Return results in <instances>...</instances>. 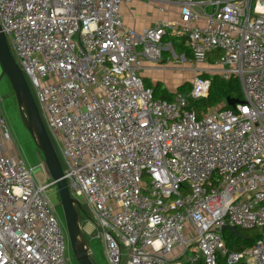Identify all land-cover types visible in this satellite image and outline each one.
I'll list each match as a JSON object with an SVG mask.
<instances>
[{
    "label": "built area",
    "instance_id": "obj_1",
    "mask_svg": "<svg viewBox=\"0 0 264 264\" xmlns=\"http://www.w3.org/2000/svg\"><path fill=\"white\" fill-rule=\"evenodd\" d=\"M126 1L0 0L70 196L84 197L109 264H264V0H147L177 5L178 20L141 32L122 22ZM166 33L185 36L194 63L172 100L137 73ZM214 75L237 79L241 102L198 117L191 102ZM51 185L16 154L0 104V264H69ZM224 225L258 237L230 250Z\"/></svg>",
    "mask_w": 264,
    "mask_h": 264
},
{
    "label": "water",
    "instance_id": "obj_2",
    "mask_svg": "<svg viewBox=\"0 0 264 264\" xmlns=\"http://www.w3.org/2000/svg\"><path fill=\"white\" fill-rule=\"evenodd\" d=\"M0 69L5 75L14 93L20 116L32 136L37 148L43 157V165L47 177L56 186L59 202L62 207L64 225L66 229L69 247L80 264H96L89 253L84 235L79 225L78 203L69 194L66 180L63 178L62 167L57 156L56 149L51 141L49 133L43 123L38 106L30 91L26 78L13 57L8 41L0 28ZM238 99L227 98L226 105L233 107ZM228 230L236 237L243 234L234 226L224 225L220 231ZM200 264V263H196Z\"/></svg>",
    "mask_w": 264,
    "mask_h": 264
},
{
    "label": "crops",
    "instance_id": "obj_3",
    "mask_svg": "<svg viewBox=\"0 0 264 264\" xmlns=\"http://www.w3.org/2000/svg\"><path fill=\"white\" fill-rule=\"evenodd\" d=\"M121 8L123 9L121 14L123 24L133 27L137 32H141L147 27H153L156 23L173 22L178 20L179 8L177 5L171 3H152L147 0H129L123 2L120 9ZM162 42L164 47L168 48L162 50L161 58L159 60L153 61L144 57L143 55H139V68L137 69V73L142 78L143 82H146L151 86L155 85L156 83H160L163 88H165L166 91L171 94V99H173L176 93H180V91L177 90V87L184 83H188V81L182 79V76L178 73V66L174 64H178L177 62L181 63V61H183L181 59L182 55L184 56V60H188L190 62L192 60L190 59L189 54H177L173 46V43L180 44L181 42H183V45L186 46L185 36L176 37L166 33L163 36ZM169 54L174 55L175 63L169 62ZM177 59L179 61H177ZM192 72L193 76V69ZM13 137L14 136L12 135L14 150L16 154L23 157L19 145ZM79 225L90 253V241L94 240V237H100H98L97 231L95 233L93 221L87 218H82L79 219Z\"/></svg>",
    "mask_w": 264,
    "mask_h": 264
},
{
    "label": "rangeland",
    "instance_id": "obj_4",
    "mask_svg": "<svg viewBox=\"0 0 264 264\" xmlns=\"http://www.w3.org/2000/svg\"><path fill=\"white\" fill-rule=\"evenodd\" d=\"M122 8L120 9V14H122ZM10 50L13 54V50L11 48V45L9 43ZM169 62L173 63L175 61V57L173 54H169ZM175 63V62H174ZM178 64H174L178 66V73L182 76V79L185 81H188L186 87L180 90V93L183 95H187L189 89H190V82L192 79V69H194V63L188 60H183L181 63L177 62ZM172 65V64H171ZM180 66V67H179ZM26 81L30 87V91L35 99L34 96V90L31 88L29 84V80L26 77ZM0 104L2 107V110L5 114V117L7 119L11 135H13L14 140L19 145L20 151L22 152L23 158L26 161L28 165L33 167V172L38 179L39 182H45L48 181L49 178L46 176V170L43 169L41 164L43 165V157L40 152V150L37 148L32 136L30 135L28 129L25 127V124L20 116L17 103L15 100L14 93L11 89V86L6 78L5 75H2L1 69H0ZM55 147V145H54ZM57 156L59 160L62 162L63 165V159L61 152L55 147ZM48 199L51 203V205L54 208V213L58 217V219L63 223L64 225V217H63V212H62V207L59 202V195L56 189L55 185H51L48 188L47 191ZM75 200L78 203V217L79 219L82 218H87L91 221H93L92 218V212L89 210V206L84 200V197L82 195H75L74 196ZM65 226V225H64ZM238 230L242 233H246L250 238H254L256 235V231L254 229L252 230H243L239 229ZM95 233H96V228H95ZM89 248H90V255L94 259L96 264H109L106 256H105V251H104V246L102 243V240L100 238H95L94 240L90 241L89 243ZM189 255L193 254L192 250H189L188 253ZM67 255H68V263L69 264H80L76 261L70 247L68 244V250H67Z\"/></svg>",
    "mask_w": 264,
    "mask_h": 264
},
{
    "label": "trees",
    "instance_id": "obj_5",
    "mask_svg": "<svg viewBox=\"0 0 264 264\" xmlns=\"http://www.w3.org/2000/svg\"><path fill=\"white\" fill-rule=\"evenodd\" d=\"M174 42V41H173ZM174 49L177 54L183 53L184 55H190L189 50L186 46L183 45V42L173 43ZM145 86L150 87L153 91V97L156 99H165L172 100L171 94L166 91L165 88L160 83H156L151 86L148 83L144 82ZM187 83H184L177 87V90L180 91L184 87H186ZM227 98H234L241 100L242 92L240 88V84L237 79H229L227 81L221 79L217 75H214L211 79L210 87L208 90V95L204 99L197 100L195 102H191V108L195 111L198 117H200L201 113L206 110L207 107L215 106L218 104H224L223 108H228L225 100ZM222 237L225 241L226 246L230 250L239 251L242 250L252 244V242L258 237L256 233L254 238H250L246 233H243V237H236L233 233L228 230H224L222 233ZM244 264V263H239Z\"/></svg>",
    "mask_w": 264,
    "mask_h": 264
}]
</instances>
